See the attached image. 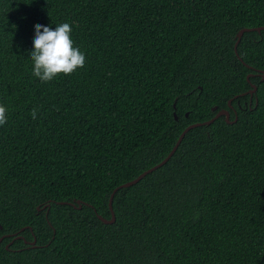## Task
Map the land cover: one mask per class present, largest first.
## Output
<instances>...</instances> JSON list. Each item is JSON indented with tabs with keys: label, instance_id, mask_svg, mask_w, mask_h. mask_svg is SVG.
Instances as JSON below:
<instances>
[{
	"label": "trees",
	"instance_id": "16d2710c",
	"mask_svg": "<svg viewBox=\"0 0 264 264\" xmlns=\"http://www.w3.org/2000/svg\"><path fill=\"white\" fill-rule=\"evenodd\" d=\"M65 22L86 64L42 83L34 26ZM256 26L264 0H0V264H264Z\"/></svg>",
	"mask_w": 264,
	"mask_h": 264
},
{
	"label": "clouds",
	"instance_id": "9594fccd",
	"mask_svg": "<svg viewBox=\"0 0 264 264\" xmlns=\"http://www.w3.org/2000/svg\"><path fill=\"white\" fill-rule=\"evenodd\" d=\"M35 35L32 41L33 50L30 52L32 74L42 83L50 82L58 75H71L86 64L85 53L75 46L72 38V26L65 22L45 26L36 24ZM39 109L33 107L30 115L37 118ZM8 109L0 104V126L7 122Z\"/></svg>",
	"mask_w": 264,
	"mask_h": 264
},
{
	"label": "water",
	"instance_id": "95a60500",
	"mask_svg": "<svg viewBox=\"0 0 264 264\" xmlns=\"http://www.w3.org/2000/svg\"><path fill=\"white\" fill-rule=\"evenodd\" d=\"M264 29V26H256V27H243V28H240L238 30V32L236 33V40H235V43H234V51H235V54L238 56V53H237V44L241 38V36L243 35L244 32H248V31H258L260 32L261 30ZM239 57V56H238ZM262 74V78H264V72H260ZM251 74H249L247 76V79H249ZM256 91V85L255 84H251V89H249L248 91L246 92H243L241 93V95H244V94H250V96H252V94ZM238 95H235V97H237ZM176 99V98H175ZM231 99L228 101V105L229 107H232L231 104ZM216 107H213V109H215ZM220 116H224L226 121L231 123V122H234L236 120V117L234 120H229V116H230V113L227 109H220L219 111H217V113L209 120H206V121H203V122H195V123H191L189 125H187L182 131L181 133L179 134L176 142L174 143L173 147L171 148V150L168 152V154L158 163H156L155 165L149 167L148 169L142 171L140 174H138L135 178L129 180V181H126L124 183H121L119 184L118 186H116L112 193L110 194V197H109V209H110V218H105L103 217L102 215L100 214H97V217L103 222V223H106V224H112L115 222V219H116V216H115V212L113 210V206H112V198H113V195L114 193L120 189V188H125V187H128V186H131L135 183H137L140 179H142L146 174L154 171L155 169L159 168L160 166H162L163 164H165L169 158L173 155V153L176 151L178 145L180 144V142L182 141V138L184 137V135L186 134V132L188 130H190L191 128L193 127H196V126H200V125H208L210 123H212L215 119H217L218 117ZM174 117L177 118V115L176 113L174 112ZM59 203H66L65 201H59ZM69 204H72L71 202H68ZM77 203H78V208L81 207V201L80 200H77ZM43 207H49V203L45 204ZM38 209H40L38 207ZM48 209V208H47ZM1 228V226H0ZM24 228H22L21 230H23ZM19 232V231H18ZM17 233H12V234H3L0 236V242L3 240V238H5L6 236H12L13 239H17V238H21L22 236L19 235ZM12 241H10L8 244H10ZM35 242V237L33 239V241L31 242V244H34ZM6 248L8 247V245L5 246Z\"/></svg>",
	"mask_w": 264,
	"mask_h": 264
}]
</instances>
